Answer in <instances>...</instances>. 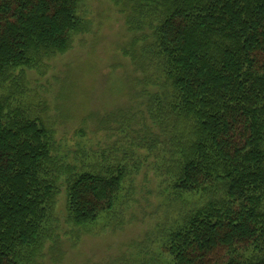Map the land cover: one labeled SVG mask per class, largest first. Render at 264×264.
Instances as JSON below:
<instances>
[{
  "label": "trees",
  "instance_id": "obj_1",
  "mask_svg": "<svg viewBox=\"0 0 264 264\" xmlns=\"http://www.w3.org/2000/svg\"><path fill=\"white\" fill-rule=\"evenodd\" d=\"M113 1L130 30H147L133 38L132 60L153 72L142 87L159 89L145 106L157 133L142 120L136 133L148 136L134 143L144 152L169 146L162 164L175 168V191L209 198L170 232L163 253L172 264H264V0ZM80 3L0 0V264H35L59 165L74 226L110 212L126 180L124 160H82L74 173L58 164L52 130L17 98L25 69L65 53L84 30ZM109 122L118 131L120 115Z\"/></svg>",
  "mask_w": 264,
  "mask_h": 264
},
{
  "label": "rangeland",
  "instance_id": "obj_2",
  "mask_svg": "<svg viewBox=\"0 0 264 264\" xmlns=\"http://www.w3.org/2000/svg\"><path fill=\"white\" fill-rule=\"evenodd\" d=\"M78 10L84 30L72 36L69 50L23 74L14 72L25 81L17 98L52 130L58 164L74 173L82 160L94 165L124 160L127 175L110 212L88 226H74L65 204L67 174L59 165L49 237L35 264H172L162 251L168 235L209 198L175 191V168L162 164L169 146L144 152L134 143L148 136L142 129L136 133L143 121L157 133L145 106L147 92L154 97L158 86L142 87L153 72L144 73L132 60L133 38L148 32L130 30L127 12L121 13L113 0H81ZM118 115L121 126L115 131L109 121Z\"/></svg>",
  "mask_w": 264,
  "mask_h": 264
}]
</instances>
